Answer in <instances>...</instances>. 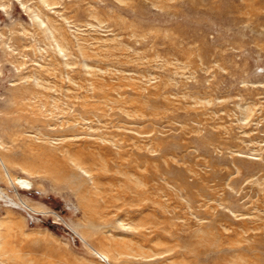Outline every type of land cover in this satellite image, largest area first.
<instances>
[{"label":"rangeland","instance_id":"obj_1","mask_svg":"<svg viewBox=\"0 0 264 264\" xmlns=\"http://www.w3.org/2000/svg\"><path fill=\"white\" fill-rule=\"evenodd\" d=\"M45 1L0 0V264H264V0Z\"/></svg>","mask_w":264,"mask_h":264},{"label":"bare ground","instance_id":"obj_2","mask_svg":"<svg viewBox=\"0 0 264 264\" xmlns=\"http://www.w3.org/2000/svg\"><path fill=\"white\" fill-rule=\"evenodd\" d=\"M41 1H42L44 4L47 3V1H45V0H41ZM51 4H52V3H51ZM47 5H50V2L47 3ZM0 9L4 10L5 7H4L2 4H0ZM47 37H48V36H47ZM53 37H54V38H53ZM52 38H53V40L56 42V44H57L58 47H59L61 44L57 43V40H56V38H55L54 35H52ZM57 38H58V37H57ZM79 47H80V46H78V48H79ZM59 49H60V50H63L62 47H59ZM64 57H65V55H64ZM20 88H21V87H20ZM20 88H17V92H15V93H17V96H15V97H18L19 93L24 91V88H22L23 90H19ZM10 99H11L12 101L15 100L13 95H12V98H10ZM9 103H10V102H9ZM1 109H2V108H1ZM11 111H12V110H11ZM16 113H17V111H16ZM2 120H3V119H2ZM2 120H1V121H2ZM3 121H5V120H3ZM3 121H2V122H3ZM6 122H7V121H6ZM11 124H12V123H11ZM159 142H160V141H159ZM155 145L157 146V148H158V147H161L160 150L162 149V145H161L160 143H159V145H157V144H155ZM120 155H122V154H120ZM143 155H144V154H143ZM162 155H163V151L161 150L160 154H159V155H154L153 158H154V160H158L160 157H162ZM237 155H238V156H242V155L239 154V153H237ZM141 156H142V154H141ZM146 156H147V155H146ZM148 156H149V155H148ZM83 157H84V156H83ZM143 157L146 158L145 155H144ZM120 158H121V156H120ZM144 158H143V159H144ZM150 158H151V157H150ZM251 158H252V157H251ZM74 159H75V158H74ZM139 159H140V158H139ZM143 159H142V160H143ZM147 159H148V158H147ZM75 160L77 161V163L81 164V160H83V159H82V158H81V159L78 158V159H75ZM148 160H149V159H148ZM166 160H167V159H166ZM76 161H75V162H76ZM139 161H140V160H139ZM144 161H145V160H144ZM82 162H83V161H82ZM142 162H143V161H142ZM145 162H146V161H145ZM162 162H163V161H162ZM243 164H244V162H243ZM77 165H78V164H77ZM144 166H146V165L144 164ZM152 166H154V165H152ZM127 167H128V166H127ZM155 167H158V165H157V166L155 165ZM242 167H243V166H242ZM143 169H144V168H143ZM159 169H161V168H159ZM124 170H125V169H124ZM155 171H156V170H155ZM163 171H164V170H163ZM153 172H154V171H153ZM151 173H152V172H151ZM155 173H156V172H155ZM158 173L161 174L162 172H160V170H158ZM158 173H157V174H158ZM148 174H149V173H148ZM153 174H154V173H153ZM141 175H144V173L141 174ZM6 176H7L8 179L10 180V175H9V174H6ZM155 176H157V175L155 174ZM155 176H154V177H155ZM7 177H6V178H7ZM144 177H145V176H144ZM144 177H143V178H144ZM150 177H151V176H150ZM146 178H147V180H148V176H146ZM184 180H185V179H184ZM10 183L13 184L12 181H11ZM158 184L160 185V183H158ZM158 184H157V185H158ZM135 185H138V183H136ZM182 186H183V185H182ZM159 187H160V186H159ZM159 187H158V188H159ZM199 187H200V186H199ZM199 187H198V188H199ZM202 188H203V187H202ZM204 188H205V187H204ZM153 190H154V188H153ZM202 190H203V189H202ZM135 191H136V190H135ZM147 192H148V191H147ZM155 192H156V190H155ZM201 192H204V191H201ZM138 193H139V194H140V193L143 194V193H145V191L141 189V191H139ZM157 193H158V192H157ZM139 194H137V195H139ZM161 194H162V192H161ZM24 200H25V201L27 202V204L30 205L33 209H35L36 211H38V208L33 207L34 203H30V202H28V200H26V199H24ZM15 204H17V203H15ZM84 206H86L85 203H84ZM160 206H161V205H160ZM161 207H162V206H161ZM162 208H163V207H162ZM42 212H45V213H46L45 210H43ZM9 214L12 215V213H9ZM161 215H162V214H161ZM12 224H13V227H16V226H17V224H16L15 222H12ZM13 227H12V228H13ZM70 227H71L75 232L78 230V228H77L75 225H73V224H71ZM78 231H79V230H78ZM76 233H77V232H76ZM79 236L82 237L81 233H79Z\"/></svg>","mask_w":264,"mask_h":264}]
</instances>
